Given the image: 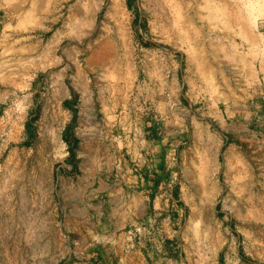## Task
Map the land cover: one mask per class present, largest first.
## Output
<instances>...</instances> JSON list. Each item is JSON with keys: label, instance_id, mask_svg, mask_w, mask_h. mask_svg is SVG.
<instances>
[{"label": "rangeland", "instance_id": "374dc122", "mask_svg": "<svg viewBox=\"0 0 264 264\" xmlns=\"http://www.w3.org/2000/svg\"><path fill=\"white\" fill-rule=\"evenodd\" d=\"M13 2L36 19L0 65V198L31 193L26 217L47 209L50 250L64 239L73 257L56 234L71 224L73 177L97 176L86 200L100 176L158 171L180 215L176 237L147 251L163 264H264V0ZM74 91L85 126L71 170L54 110Z\"/></svg>", "mask_w": 264, "mask_h": 264}, {"label": "crops", "instance_id": "0c3cea01", "mask_svg": "<svg viewBox=\"0 0 264 264\" xmlns=\"http://www.w3.org/2000/svg\"><path fill=\"white\" fill-rule=\"evenodd\" d=\"M19 8L20 4L13 0H0V65L5 58L2 57L4 52L15 41L21 37L32 39L28 32L36 18L31 15L32 20L25 15L21 17V11L17 12ZM1 89L0 85V91ZM82 99L81 92L74 91L73 95L62 101L61 107L54 110L58 116L73 113V122H66L61 130L63 141L70 150L67 158L70 157L71 170L76 169L81 158L83 140L78 132L85 126ZM1 110L0 105V112ZM73 178L75 180L72 188L63 193L64 203L68 202L67 213L70 215L71 224L67 226L57 223L56 234L61 241L65 236L72 238L69 245L74 256L67 251L66 258L64 239L61 245L57 242L55 253L50 250L49 224L47 220H43L45 215L47 217V209L37 212L40 220L26 217L28 212L32 216L28 198L31 193H25L24 203L18 202L16 194L7 198L10 194L6 193L5 197L0 198V264H67L65 259L69 260L68 264H153L152 258L155 255L146 250L143 242H158V238L165 242L176 237L177 231L174 227L180 209L174 190L166 199L164 197L166 174L158 171L134 174L132 170H128L117 176L118 183H112L100 176L97 189L89 191L86 200L81 198L84 194L82 190L95 187L97 176L90 174L88 182L81 180L78 174ZM128 184L133 197L125 194ZM168 187L171 185L168 184ZM153 210L163 211L167 217L162 219V213L155 214L154 218L150 217ZM22 215L25 217H21ZM130 227L141 228L143 237L137 239L136 244L131 245L132 248L127 247L124 242V247L120 249L118 244L112 242V236ZM155 259L160 260L155 264H163L165 258L156 256Z\"/></svg>", "mask_w": 264, "mask_h": 264}, {"label": "bare ground", "instance_id": "6f19581e", "mask_svg": "<svg viewBox=\"0 0 264 264\" xmlns=\"http://www.w3.org/2000/svg\"><path fill=\"white\" fill-rule=\"evenodd\" d=\"M64 113V112H63ZM65 115H69L68 113H65L62 115V120H61V130L63 125L65 124ZM69 120V119H68ZM60 121V120H59ZM60 125V124H59ZM59 128V129H60ZM54 133V132H53ZM55 134V133H54ZM58 139V136L57 138ZM57 141V140H56ZM58 145V144H57ZM62 148V145H61ZM59 152V151H58ZM144 225V224H143ZM146 227V226H145ZM158 229V228H157ZM151 231V230H150ZM149 232V231H148ZM143 234V230L141 228H136V227H130L129 230H127L126 232H118V234H113L114 236H112L113 238L117 239V240H123V237L125 238V244L128 247H131V245H135L136 244V240L140 239L141 236ZM143 237V236H142ZM143 239V238H142ZM146 239V238H145ZM152 239V238H151ZM141 241V240H140ZM143 242V241H142ZM132 248V247H131Z\"/></svg>", "mask_w": 264, "mask_h": 264}]
</instances>
